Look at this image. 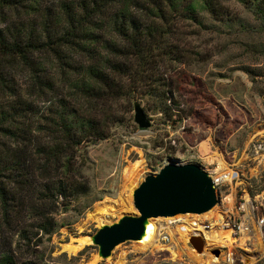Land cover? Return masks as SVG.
<instances>
[{
	"label": "rangeland",
	"instance_id": "1",
	"mask_svg": "<svg viewBox=\"0 0 264 264\" xmlns=\"http://www.w3.org/2000/svg\"><path fill=\"white\" fill-rule=\"evenodd\" d=\"M21 1L0 6V27H9L10 20L18 17L26 27L36 25L33 18L36 12L29 11L26 1L20 4ZM36 1L40 7L49 8L48 13H55L61 0ZM219 1L230 14L246 24V29L233 27L230 31L216 26L200 27L190 20L175 21L166 40L173 54L155 60L150 73L154 81H149L156 89L169 90L168 93L148 95L144 84L137 81L134 87L131 86L133 91L117 99L91 97L88 100L84 97L80 101L81 107L96 117L106 119L105 116L114 115L116 118V121L111 118L106 122L105 138L81 142L77 156H74L73 163L81 164L80 172L90 192L74 199H62L53 193L46 199L45 182L39 180L40 171L35 167L28 168L27 182L33 186L24 190L19 188L13 194L20 203L19 218L14 221L8 218L5 223L0 207V253L11 252L17 262L39 258L40 264H90L94 259L95 264H108L120 254L122 264H195L187 251L181 250L177 235L171 238L167 231V227L173 230L179 225L184 216L179 214L157 219L161 226V248L158 249L142 250L140 241L127 240L115 245L106 258L96 255L97 247L91 241L74 254L64 250V245L72 240L89 237L95 232L99 225L89 220L88 214L101 201H117L123 196L124 171L139 161L144 164L138 182L169 161L191 162L209 170L206 168H211L215 161L219 164L223 160L238 172L239 179L231 186H223L222 192L231 187L245 189L251 197L264 195V31L258 28L253 14L237 0ZM38 12V15L43 13L42 10ZM205 21L216 23L210 18ZM53 22H49L51 28H54ZM102 37L113 38L109 34ZM97 40L88 51L66 48L62 54L65 63L51 53L39 51L36 54L39 63L34 70L23 65L4 69V80L0 81V106L20 103L22 110L19 111L25 113L23 119H28L31 141L24 143L29 149L46 141V134L41 131L49 132L42 128L57 104L56 100L61 97L69 103V97L77 93L72 86L75 77L86 65L96 66L102 58H111L109 51L102 49L100 38ZM34 74L42 79L41 82ZM143 75L146 80V74ZM164 96L169 100L165 99L168 109L163 113L156 105ZM134 101L139 103L149 120V126L144 129H139L133 122ZM19 141L23 140L18 136L0 133V151L13 149ZM1 173L0 179L4 180L7 170H1ZM40 209H51L56 222L48 237L34 227L36 212ZM116 219L112 217L108 223ZM211 222L213 225L215 221ZM23 229L28 233H23ZM23 235L30 239L26 241ZM187 241L188 237V249H195ZM172 252L180 254L179 259L173 260ZM250 255L237 251V260L233 264H264L261 253L254 261ZM215 264L227 263L221 258Z\"/></svg>",
	"mask_w": 264,
	"mask_h": 264
},
{
	"label": "trees",
	"instance_id": "2",
	"mask_svg": "<svg viewBox=\"0 0 264 264\" xmlns=\"http://www.w3.org/2000/svg\"><path fill=\"white\" fill-rule=\"evenodd\" d=\"M11 1L19 0H0V6H8ZM23 1H26L29 11L36 12L33 18L37 23L26 27L18 17L17 21L10 20L9 27H0V81L4 80L2 73L8 66L23 65L34 70L33 67L39 63L36 57L39 51L51 53L65 63L62 54L66 48L88 51L96 45L97 38L111 58H102L96 66L86 65L75 77L72 86L77 93L69 97V103L61 97L56 100L57 104L42 128L49 132L41 131L46 134V141L34 146L33 150L27 145L31 141L27 131L28 119H23L26 115L19 111L22 110L20 103L0 106V133L23 140L7 152L0 151V175L1 170H7L5 179H0L1 216L5 223L8 218L13 221L19 218L20 203L14 199L15 190L33 186L27 182L28 168L35 167L40 171L39 180L45 182L46 199L53 193L62 199H74L90 192L80 172L81 164L73 163L74 156H77L81 142L105 138L106 122L111 118L116 121V118L114 115L105 116L106 119L96 117L83 109L80 101L84 97L117 99L133 91L131 86L134 87L137 81L144 84L148 95L168 93L169 90L156 89L149 81L153 80L150 73L155 60L173 54L166 40L175 21L190 20L200 27L216 26L230 31L233 27L246 29V24L230 14L219 0H61L57 11L52 14L47 12L49 8L40 7L36 0L19 3ZM237 1L253 14L258 28L264 31V0ZM38 10L43 13L38 15ZM207 18L216 23H206ZM50 21H54V28H51ZM97 30L100 34L96 33ZM106 34L113 38L102 37ZM133 60H136V65ZM143 74H146V80ZM34 75L41 82L42 79ZM162 99L157 102L156 109L164 113L168 109L165 99L169 100V97ZM36 214L34 227L48 237L56 227L51 209H40ZM22 232L28 233L26 229ZM22 238L30 239L28 235ZM37 260L17 262L11 252L0 253V264H40V259Z\"/></svg>",
	"mask_w": 264,
	"mask_h": 264
},
{
	"label": "water",
	"instance_id": "3",
	"mask_svg": "<svg viewBox=\"0 0 264 264\" xmlns=\"http://www.w3.org/2000/svg\"><path fill=\"white\" fill-rule=\"evenodd\" d=\"M132 110L133 122L139 129L149 126L138 102H133ZM131 203L136 213L122 214L110 223L99 225L89 235L91 243L97 247L98 257L106 258L119 243L140 239L149 219L204 213L218 204V195L202 167L191 162L169 161L137 183L131 193ZM187 243L198 252L202 250L200 234H191ZM210 252L217 256L219 250L214 248Z\"/></svg>",
	"mask_w": 264,
	"mask_h": 264
},
{
	"label": "bare ground",
	"instance_id": "4",
	"mask_svg": "<svg viewBox=\"0 0 264 264\" xmlns=\"http://www.w3.org/2000/svg\"><path fill=\"white\" fill-rule=\"evenodd\" d=\"M143 162L139 161L127 169H125V182H124V194L120 197L117 201H101L96 208L88 214V219L96 222L98 225L103 223H108L110 218L112 217H120L122 214H132L135 213L133 207L131 206V193L134 187L137 185L139 174L141 169H143ZM221 167H224L225 164L221 161L219 163ZM209 173H211L210 170ZM184 215L182 220H180L179 225L176 226L173 230L167 227L168 234L171 238L174 235H177V241L181 245V250H186L187 255L193 259L195 264H210V263H217L219 258L213 257L209 253V245L222 244V238H225L228 243H232L233 239L230 237L229 229H223V220L224 216L219 211L218 207L213 206L210 210L195 215H189V213L179 214ZM176 216V215H175ZM198 216V217H195ZM194 219H198V221H202L203 219H207V221H215L213 225H215V229L212 230L209 225L210 231H205L202 229V226L197 222H193ZM169 218V217H165ZM156 218H151L147 221L145 226V232L137 242L140 241V248L142 250L147 249H158L161 248L160 241H159V230L161 226L157 224ZM165 221H169V219H165ZM212 224V223H211ZM191 233L200 234L203 239V249L201 251L202 254L198 255L195 254L193 251L188 249L186 246V239L190 236ZM90 242L89 237H80L77 239L72 240L70 243L64 245V250L69 254L76 253L79 249H81L84 245ZM255 249L260 251L259 243L257 242L256 245H253ZM179 255L177 252H172L173 260L179 259ZM250 259L254 261L255 257L250 255ZM110 258H108L109 260ZM96 259L90 264H95ZM123 257L122 255H118L114 261H109L108 264H122ZM124 263V262H123Z\"/></svg>",
	"mask_w": 264,
	"mask_h": 264
},
{
	"label": "built area",
	"instance_id": "5",
	"mask_svg": "<svg viewBox=\"0 0 264 264\" xmlns=\"http://www.w3.org/2000/svg\"><path fill=\"white\" fill-rule=\"evenodd\" d=\"M224 167H221L216 161L211 168H206L211 171L205 170L211 178V181L217 191L218 195V209L224 215L223 229H229L230 237L233 239L232 243L227 244V240L222 238V244L209 245V253L213 257L222 258V261L227 264H233L237 251L243 253H251L254 257L262 254L264 258V195L256 194L251 197L245 189L229 188L226 191H221L223 186H231L232 182L238 181V172L224 162ZM193 222L197 221L202 229L207 231L211 221L203 219H192ZM215 227V225H212ZM194 234V233H191ZM190 234V235H191ZM256 235V236H254ZM258 243L261 245L260 251L254 248L253 244ZM217 248L219 253L214 256L210 250ZM203 249V247H202ZM195 253H201L192 249Z\"/></svg>",
	"mask_w": 264,
	"mask_h": 264
}]
</instances>
